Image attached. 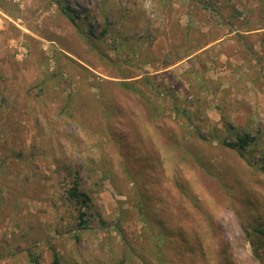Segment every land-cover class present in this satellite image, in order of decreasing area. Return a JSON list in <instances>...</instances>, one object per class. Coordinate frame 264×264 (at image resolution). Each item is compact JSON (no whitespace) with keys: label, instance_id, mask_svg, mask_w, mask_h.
I'll return each mask as SVG.
<instances>
[{"label":"rangeland","instance_id":"obj_1","mask_svg":"<svg viewBox=\"0 0 264 264\" xmlns=\"http://www.w3.org/2000/svg\"><path fill=\"white\" fill-rule=\"evenodd\" d=\"M216 7L0 0V264H264V57H183Z\"/></svg>","mask_w":264,"mask_h":264},{"label":"crops","instance_id":"obj_2","mask_svg":"<svg viewBox=\"0 0 264 264\" xmlns=\"http://www.w3.org/2000/svg\"><path fill=\"white\" fill-rule=\"evenodd\" d=\"M212 1L218 6L217 12L224 21L214 24L205 23L201 29L204 32L203 44L183 57H190L217 42H220L219 44L223 47L237 45V57H252V62H258L259 57H264V22L257 23L255 20L257 17L255 11L260 9L257 6L260 0ZM208 5L211 6V2H208ZM235 15H237V22L232 21V16ZM182 38L187 41L186 36ZM223 55L226 56V53L224 52Z\"/></svg>","mask_w":264,"mask_h":264},{"label":"trees","instance_id":"obj_3","mask_svg":"<svg viewBox=\"0 0 264 264\" xmlns=\"http://www.w3.org/2000/svg\"><path fill=\"white\" fill-rule=\"evenodd\" d=\"M61 10L63 13L69 18L71 23L77 26L76 19H79V15L76 14V12L70 7L68 4H61L60 5ZM89 34H93L92 30L90 28L87 29ZM106 32V28H103L100 32V35L102 36ZM125 85L127 83H124ZM238 142V145H237ZM221 143L228 147L234 148L240 156H243V148L248 143L247 135H240L234 140H222ZM263 162L260 163L259 168L264 173V157L262 158ZM67 175L70 176V182L71 185L66 189V194L69 199H71L75 205H76V219L77 224L79 228H83L86 226L88 219L86 217L87 210L90 208L91 199L89 194L80 188V180L78 176V172L74 169H67ZM51 264H59V256L58 253L53 250L52 251V257H51ZM33 264H38L36 259H33Z\"/></svg>","mask_w":264,"mask_h":264}]
</instances>
